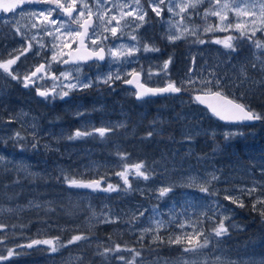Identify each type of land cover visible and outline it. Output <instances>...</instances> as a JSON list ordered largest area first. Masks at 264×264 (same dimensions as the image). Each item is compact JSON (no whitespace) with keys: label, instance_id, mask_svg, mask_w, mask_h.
Here are the masks:
<instances>
[{"label":"rangeland","instance_id":"obj_1","mask_svg":"<svg viewBox=\"0 0 264 264\" xmlns=\"http://www.w3.org/2000/svg\"><path fill=\"white\" fill-rule=\"evenodd\" d=\"M232 2L240 3L241 0H232ZM208 6L209 0H203L196 11L202 13ZM188 11L191 12L192 9ZM183 15L187 17L188 13H183ZM25 17L29 19H21L20 28L23 36L31 38L36 34L37 41H42L45 47L39 49L40 54L36 55L39 45L37 41H32V49L25 55H21L20 60L12 66L13 71L18 70L21 74L29 73L35 70V66L48 61L50 67L46 64L47 70L57 76L66 70L79 67L80 71H72V76L78 77L80 80L91 79L87 75V71L80 66H70L62 69L60 68L61 63L51 61V55L55 51L51 47L53 36L44 35L40 28H32L34 18L31 16ZM170 19L172 23H176L179 17H172V14L169 13V18L163 23L157 36L150 30L149 32L145 30L143 32L145 43L155 44L156 46L158 42H161L163 45H167L165 56L160 58L161 54L159 52H144L141 50L132 60L134 61L132 64H135L136 69L144 70L143 73L148 83H153L154 86L159 87L163 86L167 79H171L179 85L181 81L186 79V74H188L191 66L194 69L191 75L197 81L201 78L213 81L219 78L220 90L226 89L241 97V99H234L244 104H246L245 101L252 100L259 102V107L264 106V93L257 92L264 90V49L255 48L251 40L240 38V33L234 29L227 32L214 30L204 33L200 31L197 36L206 41H211L233 35L238 38L233 41L234 44L238 45L235 52H230L216 43H193L197 36L187 34L185 38L170 43L166 39ZM236 19L244 21L251 19V17L241 16L236 18L234 12H229L228 20L225 23L235 22ZM10 22L6 21L2 24L4 30L0 33V60L9 58L10 53L13 56L16 55L18 50L22 51L26 47L25 39L20 34L15 35L10 29ZM184 23L189 24L190 27L202 29L206 24H218L219 20L215 16H209L205 21L202 16L193 15L190 21L186 19ZM62 39L67 40L68 37L65 36ZM253 39L264 43V32L257 31ZM180 44L185 45L179 46L182 47V50H170ZM63 52L69 53V49L64 48ZM169 57L172 58V63L168 68L170 76L165 77L161 74L152 75L149 78L148 70L151 69L155 73ZM193 57L195 58L194 64H192ZM57 58L61 59L60 56ZM66 58L67 55H64L63 59ZM121 64L127 65L128 63H118L116 68ZM253 65H256V67H253ZM213 72L215 76L210 75ZM46 83L52 85L53 81L47 78ZM60 83H67V81L57 82L58 85ZM38 86L43 87V83L40 82ZM201 87L202 85L199 83L188 86L187 90H183L184 94L181 97L170 98L159 104L151 103L147 106L144 103H134L136 108L147 106L141 112V116L145 121L138 119L134 127L142 123L144 126L142 133L153 140L158 139V136L164 133L165 144L161 156L163 161H155L154 163L141 161L151 173L148 180L133 178L130 175L129 180L132 183L130 190L110 193L70 187L72 193L68 194L69 198L74 196L76 201L85 203L86 207L90 209L85 223L91 228L121 223V226L116 227L114 230L115 236L110 235L108 239L98 238L91 242L86 241L84 244H80V247H84L85 250L90 249L96 255L104 247H112L118 244L117 237L124 235L126 232H130L132 235L141 234L142 237L145 235L156 237L162 232L169 231L173 239L177 236L181 237V243H173L174 245L189 244L190 246L187 248L197 250L188 251L187 254L173 259L143 260L142 256H139L136 258V264H264V250H256L247 255L235 254L233 247L237 245L236 240L238 238L234 242H225L220 241L214 235H210L214 226L213 212L216 213V223L223 218L222 213L227 214L228 219L224 222L225 226H228V234L231 228L241 231L245 226L237 218V210L242 207L224 200L223 196L226 192L235 194L243 202V205L246 199H250L253 205L257 197L264 198V150H261L262 153L259 154V158L255 159V162L252 158L254 156L247 151L246 154L250 160L239 162L234 168L228 165L227 170L209 164L202 159V156L198 158L194 155L197 149L196 138L198 136H208L207 141L209 144H207V147L215 150L217 147L225 146L234 150L232 156H229V159H231L236 155V148H241L244 151L246 147H251L256 143V139L252 138L250 133H253L251 130L255 129L259 131L260 127L248 129L249 133L246 132V128L222 125L216 121L205 109L197 106L190 98V95L199 92ZM56 89L61 90L59 86ZM215 90L216 88L213 87V91ZM81 91L71 90L68 101L59 97L55 102L52 99L43 100L31 93L30 89L24 88L19 80H12L7 74H0V155L5 158L3 162H0V177L8 171H13L17 175H22V179L30 177L54 182L57 180V176L61 175L62 179L67 176L68 178L85 181L103 178L105 185L115 179L117 183L122 185L121 178L115 173L120 171L125 163L129 165L138 163L135 162L136 157L134 158L131 151L124 153L122 146L119 144L116 146L112 144L113 148L107 152L102 151L107 155H103V157H99L97 149L85 145L86 142L95 137L106 140L109 136L114 135L116 123L112 119L105 120L104 117H100L102 113L96 98L89 100L79 98L78 95ZM73 93H76L77 97H71ZM222 93L226 94L224 91ZM86 104L88 106L92 105L93 108L86 106ZM69 105L70 110H72L69 114L72 116L74 126L68 124L58 125L61 122L52 120L55 118L52 111L62 110L61 112L64 113V108ZM246 105L256 111L254 109L256 107L253 108L252 104ZM40 111L48 112L49 118L52 119L46 123L41 117ZM127 124L128 120L124 122L125 126ZM102 127L112 128L113 131H110L109 134L106 133L104 137L94 133L85 138L69 139L78 129L92 131ZM160 127L162 128L161 131L159 130ZM136 130L137 128L134 129V133ZM17 132L25 139H15V133ZM149 132L153 133L151 137L147 135ZM228 133H231V135L228 139H225V135ZM188 137H191V139H188ZM260 137L261 135H258L257 143H263V139ZM250 138L252 139L250 140ZM33 142L36 145L35 147L32 146ZM257 143L255 144L256 148ZM167 144H169V148L166 153ZM20 145H23V147L21 148ZM140 149L142 150V148ZM122 154H126V158L123 160L121 159ZM213 175L218 179L213 180ZM116 181L113 183H116ZM64 183L66 187H69L65 180ZM201 185L208 187L209 194L199 190ZM166 186H172V191L166 196L160 197L158 189ZM253 187L256 190L252 195H248L246 191H243ZM213 192L216 194L211 195ZM217 203L223 207H217ZM44 204L46 203L44 202ZM37 205L40 207L43 204L34 199H29L25 204L2 206L0 207V216L8 214L13 217L15 214L37 208ZM262 207L264 206L257 204V209ZM140 212H143V215H140ZM101 217H110L116 222L102 223L100 222ZM157 220L163 221L165 227L159 229L158 232L155 230L151 232L144 231L148 228L155 229ZM208 223L212 226L207 231L206 225ZM179 224H183L184 227H178ZM199 230L204 232V236L199 237L200 242H203L205 236L209 238V244L206 248H198L195 232ZM188 234L193 235L191 243L187 242ZM8 236L6 229L0 232V237L4 241L3 245H0V252L2 250L6 252L8 248L22 244L8 242ZM113 238L116 239L113 240ZM53 241L59 246L58 251L54 253L48 250L49 246L47 245H44L43 249V244L30 249L16 248L17 253L21 250H23V253L14 254L9 261H3L2 264H14L13 261H19L15 264H79L83 260V256L80 254L83 248L74 246L75 243L67 244V241L62 243L59 240ZM257 244L261 246V243ZM95 247H99V249ZM70 248H73L72 254L62 255L64 250L68 251ZM42 250L46 252L43 255L45 256L44 260L35 256V254L42 255ZM116 254L125 257L123 252H117ZM56 255L61 256L56 257ZM115 264H124V261L118 260Z\"/></svg>","mask_w":264,"mask_h":264},{"label":"snow or ice","instance_id":"obj_2","mask_svg":"<svg viewBox=\"0 0 264 264\" xmlns=\"http://www.w3.org/2000/svg\"><path fill=\"white\" fill-rule=\"evenodd\" d=\"M46 3L54 4V8L47 9H34L28 10L27 12H21L19 15H29L34 18L32 23V28H40L43 31L44 35L53 36V42L51 47L55 51L51 55V61L62 64L75 63L79 65L82 61H87L89 59H96L99 61H104L106 55L116 63H133L131 59L123 60V57H132L139 53L141 50L144 52H159L160 49L155 46V44H141L138 39V30L144 26L146 22V17L148 12L141 5V0H92V3H89V0H79L80 8L77 9L78 0H69L67 4L63 3L62 0H7V2H2L0 0V9L4 12H14L17 8H22L25 3ZM203 2V0H148L149 7L151 11L157 16L162 17V14L165 10L172 14V17H179V20L176 23H172L171 19L168 21V31L166 39L170 43H175L177 40L185 38V35L197 36V33L202 31L204 33L212 31H221L227 32L230 30H235L240 33V38H247L252 41L255 48L264 49V43L260 40L253 39L257 31L264 32V0H241L240 3L232 2V0H209V6L203 10L202 13L197 12L196 9ZM246 5V6H242ZM59 9L60 16L56 19H52L53 12ZM113 9H116L114 12ZM192 9L191 12L188 10ZM258 9V11H257ZM234 12L235 17L239 18L241 16L251 17L249 20L240 21L236 19L235 22L225 23L228 20V13ZM75 13V16L73 15ZM183 13H188L187 17ZM193 15H200L202 18L207 21L209 16H215L218 18L219 23L216 25L206 24L202 29L197 27H190L189 24L184 23V21L191 20ZM67 17L65 20L63 17ZM93 16L96 17V20H93ZM131 17L132 20L128 21L126 18ZM69 21L71 23H69ZM121 21H126L121 23ZM115 22V23H113ZM77 27H72V25ZM59 25V27H57ZM67 25V27H66ZM251 25V27H249ZM132 28L131 33H124L122 29ZM15 32L20 34L26 41V47L22 51L18 50V54L12 55L9 54V58L6 60H0V74H7L12 80H19L24 88H28L30 85L35 88V91L38 96L45 99L52 97L55 99L57 97L63 99L70 94L71 90H83L91 88L93 86V81L91 79L80 80L78 77L72 76V71L79 72L80 68L77 67L72 70H66L60 73L57 76L55 73H50L46 64L50 67V63L45 61L40 63L38 66H35V70L29 73L21 74L19 71H13L12 66L20 60L21 55H25L33 47L32 41H37V35L34 34L31 38L23 36V33L20 32V28H15ZM118 32L121 33L120 37H117ZM124 35H128L132 41H137L136 44L126 45L124 43H116L112 46H108L105 42L109 38H118L122 39ZM68 37L67 40H63V37ZM234 39H238L233 35H228L223 39L216 38L211 41H206L203 38L197 36V39L193 43L205 44V43H216L222 45L225 49H228L230 52H235L238 45L234 44ZM60 42V43H58ZM39 48L36 52V55L40 54L39 49L45 47L42 41H37ZM72 43H76L77 47L69 53H64L63 49H71ZM89 45L95 47H89ZM107 49V52H106ZM64 55H68V59H63ZM60 56L61 59L57 57ZM172 63V58L169 57L165 60L162 65H160L159 70L155 73L149 69L148 77L151 78L152 75H161L165 77L170 76L168 73V68ZM195 63V58H192V64ZM256 67V65H253ZM143 69L137 71L132 69L123 73L119 72L113 73L109 72L102 77H98L97 80L99 83L107 84L109 87H113L114 80H121L126 84H134L137 91L135 92V97L138 100H142L146 97L164 95V94H178L182 90H187L188 86H193L197 83L201 84L202 87L199 90V94L194 95L195 102H198L202 105H205L211 113L218 117L222 121L230 123H243L245 121H260L264 120V114L257 113L250 106L237 102L235 99L229 98L227 95H224L219 88L220 79L216 78L215 81L209 80L207 78H201L199 81L194 79L191 73L194 71L193 67H189L188 74H186V79L181 81L179 85L176 81L167 79L163 86L160 87H149L146 86V83L141 82V76L143 74ZM39 74V75H38ZM210 75L215 76V73H210ZM131 77V79H124V77ZM35 78V79H33ZM50 78L53 81V84L47 87L37 86L38 82ZM67 81V83L57 84L58 81ZM57 86L60 87V91L57 92ZM213 87L216 88L213 91ZM118 127H123L119 125ZM113 131L112 128H98L89 131L76 130L69 139H78L85 138L98 133L100 137H104L106 133ZM148 137L153 135L152 132H149ZM231 133L225 135V139H228ZM15 139L23 140L25 137L21 136L19 132L15 133ZM191 139V137H188ZM33 147L35 143L33 142ZM22 148L23 145H20ZM126 154L121 155V159H125ZM4 156L0 155V162L4 161ZM115 175L119 176L122 180V185H114L112 183L104 184V179H92V180H79L76 178H68L67 176L63 177L65 182L69 187L75 188H84L90 189L91 191H101L105 193L117 192V191H128L132 188V183L129 180L131 175L133 178H142L148 180L151 176V173L146 169L143 162H138L132 165L127 163L123 164L120 171H117ZM212 179H218L215 175L212 176ZM126 186V187H125ZM199 190L203 193L209 194L208 187L201 185ZM255 187L245 189L248 195H252L255 191ZM172 191V186L161 187L158 189L159 196H166L169 192ZM216 193H211L215 195ZM224 200L230 201L233 204H237L239 207H243V202L235 194H228L227 192L223 196ZM257 204L264 206V198L257 197L256 201L253 203V210H258L261 216H264V207L257 209ZM38 207V205H37ZM217 207L222 208V205L217 203ZM140 215H143V212H140ZM222 219L218 223L215 222L216 213L213 212L212 219L214 221V226L211 229L210 235L215 237H222L228 234V226H225V220L228 219L226 213L221 214ZM100 222L102 223H111L116 222L110 217H101ZM165 227L163 221L157 220L155 222V229L148 228L144 229L145 232H151L153 230L159 231V229ZM178 227L183 228V224H179ZM6 228L5 225L0 224V232H3ZM204 236L203 230L195 232V239L198 244V248H206L209 244L208 236H205L203 242L199 241V237ZM58 239V238H57ZM89 237L80 234L72 236L67 244H73L81 240H88ZM154 239H158L161 242L163 241L162 237L156 236ZM193 240V235H187V242L191 243ZM169 243L179 244L181 243V237L177 236L174 239H170ZM3 238L0 237V245H3ZM47 245L49 246L48 250L50 252L58 251V247L52 239H35L31 240L26 244H17L14 247L8 248L6 254L0 252V264L3 261L9 260L13 255H19L15 251L16 248H33L37 245ZM66 246V245H61ZM197 249H190L185 247L183 251H196ZM121 251H131L134 255L131 258L124 256H116V259L124 261V264H136V258L141 256V252L135 249H128L126 246L121 247L119 244H115L112 247H104L102 251L98 252L99 255L107 257L109 254L115 255L117 252Z\"/></svg>","mask_w":264,"mask_h":264},{"label":"trees","instance_id":"obj_3","mask_svg":"<svg viewBox=\"0 0 264 264\" xmlns=\"http://www.w3.org/2000/svg\"><path fill=\"white\" fill-rule=\"evenodd\" d=\"M178 50L182 49L178 47ZM221 90L231 97L241 99V97L232 94L226 89ZM257 92L264 93V90H259ZM245 103L252 104L253 108L256 107L254 108L256 111L264 114V106L259 107V102L251 100L245 101ZM258 127H260L259 131L255 129ZM247 128L255 129L251 130L253 133H250L248 130H246V132H249L252 135V138L256 139V143L258 141V135H261L260 138L263 139V143H257V148L255 147L256 143L251 147H246L244 151L241 148H236V155L229 159V156H232L234 150L228 149L225 146L217 147L214 150L211 147H207V139L205 138H208V136H198L196 138V153L199 156H202V159L209 164L218 166L220 169L224 170L228 169V165H231V167L234 168L237 163L250 160V158L247 157V151L254 156L252 158L254 159L253 162H255V159L259 158V154L261 155V150H264V120L260 125ZM159 130L161 131L162 128L160 127ZM111 137L109 136L108 138ZM252 138H250V140ZM89 142L93 143L90 144ZM158 143H160V141L156 142L155 139L147 138L142 132L138 131L134 138V146L130 149L131 152H133V156L136 157L137 161L135 160V162H141L143 160L148 163L163 161L161 156L163 154L164 144L158 146ZM85 145L97 149L99 157H103L104 153L102 151L107 152L111 149V146L105 142V140L97 137L90 139ZM140 148H142V150ZM168 148L169 144H167L166 153L168 152ZM21 177L22 175H17L13 171H8L5 175L3 174L2 177H0V207L25 204L29 199H34L43 205L27 212L15 214L13 217L8 214L0 216V224L6 226L5 229L9 234L8 242L26 244L35 239H52L59 240L62 243L68 241L74 235L84 234L88 236L89 239L78 241L74 245L80 247L79 245L84 244L86 241L91 242L98 238L108 239L110 235L115 236V228L121 226V223L100 225L99 227L94 228L87 225L85 219L87 222L90 209L86 207L85 203L76 201L74 196L69 198L68 194L72 193V190L70 187L65 186L61 175H58L57 180L54 182H49L43 179H32L30 177L22 179ZM114 181L116 180L112 179L110 183L114 185L119 184L117 181L116 183H113ZM44 202L46 204H44ZM237 218L242 222L243 226L245 225L244 227L242 226L243 229L237 231L231 228L229 234L219 238L217 237V239L225 242H234L236 238H238L236 240L237 245L233 247V250L236 252L235 254L247 255L256 250L263 251L264 216H261L258 210H253L250 199H246L244 206L237 210ZM210 226L212 225L209 223L206 225L207 231L210 229ZM171 235L172 234L169 231L160 233L159 237H162L164 242L154 239V235H145L142 237L141 234L132 235L130 232H126L124 235L117 238L118 244L121 245L122 248L126 246L128 249H135L141 252L143 260L155 258L173 259L187 254L188 252L183 251V249L190 245H174L173 243H169L168 241L173 239ZM115 239L116 238H113V240ZM257 243H261V246ZM43 247L44 245L42 248ZM80 248H83L82 251H80L83 260L79 264H115L118 261L116 256L119 255L116 253L115 255L109 254L105 257L98 253L94 255L90 249L85 250L84 247ZM95 248L99 249V247ZM100 251L102 250H99L98 252ZM1 252L6 254L7 251L5 252L2 250ZM121 252H123L127 258L134 255L131 251ZM18 253H23V250ZM72 253L73 248H70L68 251L64 250L62 255ZM28 254L30 255V253ZM44 254H46V252L45 250H42V255L35 254V256L44 260ZM21 256L24 259L23 255ZM58 256L61 255H56V257ZM13 262L14 264L19 263V261Z\"/></svg>","mask_w":264,"mask_h":264},{"label":"flooded vegetation","instance_id":"obj_4","mask_svg":"<svg viewBox=\"0 0 264 264\" xmlns=\"http://www.w3.org/2000/svg\"><path fill=\"white\" fill-rule=\"evenodd\" d=\"M2 2H7V0H2ZM62 2L67 4L69 2V0H62ZM89 3H92V0H89ZM141 5L148 12V16L146 17V22L144 23V26L138 30V39H139L141 44H144L146 42L144 39V35H143L144 30L146 32H149V30H150V31H152V33L155 36H157L159 34V32L161 31L163 23L169 18V14H168L167 9L165 8V10L162 14L163 18L157 17L151 11L149 4H148V0H141ZM50 7L55 9L54 4L35 3L34 2V3H25L22 6V8H17L14 12H4L3 10H0V33L2 30H4L2 27L3 22L11 21L10 22V29L16 35L17 33L15 32V28L21 27V23H22L21 19H26V20L29 19V18L25 17V16H29V15H23V16L19 15L21 12H27L28 10H34V9H47ZM79 8H80V4H79V0H78L77 9L79 10ZM113 11L115 12L116 9H113ZM73 15L75 16V13ZM58 16H60V10L56 9L53 12L52 19H56ZM63 19L67 20L68 18L65 16V17H63ZM126 19L128 21L132 20L131 17H128ZM93 20L94 21L96 20L95 16H93ZM125 22L126 21H121L122 24ZM69 23H71V22L69 21ZM113 23H115V22H113ZM57 27H59V25H57ZM66 27H67V25H66ZM72 27H77V26L73 24ZM122 31L124 33H131L133 31V29L132 28H124V29H122ZM20 32H21V28H20ZM120 35H121V33L118 32L117 37L119 38ZM118 38H111L110 37L109 40L106 41L105 43L108 46H112L116 43H124L126 45H132V44L137 43V41H132L128 35H124L122 39H118ZM76 47H77V44L72 43V47H71V49H69V52L74 50ZM89 47L91 48V47H95V46L89 45ZM156 47H158L160 49V51H162L163 49L166 48V45H163V43L158 42ZM106 52H107V49H106ZM134 57H135V55L132 57H126L125 56V57H123V60H125V59L134 60ZM113 65H114V67H113ZM117 65H118V63L114 62L107 55L105 57L104 63H102L101 61H96V62H89V63L82 64L80 67L84 68L87 71V75L93 81V86L91 88H87V89L82 90L80 92V94L78 95V97L79 98L81 97L82 99L94 97L98 100V106L100 108V112L102 113V117H104L105 120L112 119V121L114 123H116V125L114 127V133H115L114 142H115V144L121 145L124 153H126L127 151H131L130 147L134 146V143H133V141H134L133 135L135 136L134 129L138 128L140 131H142L141 128H144L142 123L134 127V124H136V121L138 119L141 121H143V120L145 121V119L141 116V112L144 109H146L147 106L151 103H156V104L157 103H163V102L169 100L170 98L173 97V99H174L175 97L170 96V97H166V98H155V99H151V100L148 99V100H145L143 102H139V103H144L147 106H142L140 108L134 107V103L136 102V97H135L136 91L133 88H131L128 84L124 83L123 79L114 80L113 87H109L107 84L99 83L97 80L98 77H102L109 72H113V73L119 72L123 75V73L126 71L136 69L135 64H132V63H128L127 65L121 64L119 67L116 68ZM136 70L140 71L139 69H136ZM142 76H143L142 82L147 84L146 78H144L143 74H142ZM130 78L131 77H127V76L124 77V79H130ZM46 80H47V78L39 81L37 86L39 85L40 82L43 83V87L50 86L49 83H46ZM94 86H96V87H94ZM30 90H31V93L37 95L35 88L33 86ZM56 91L59 92V89H56ZM71 97H73V98L77 97L76 93H73L71 95ZM57 98L52 99V97H49L47 99H52L55 102ZM64 100L68 101L69 96L64 97ZM52 108H53V106H52ZM70 108H71L70 105L66 106L64 108V113L61 112L62 110L58 111V113L61 114L64 118H66V115H67L66 113L70 112ZM135 108H136V110H135ZM56 111L57 110L52 111V112L54 113ZM44 115H45V112H43V116ZM43 116L41 115L42 118H43ZM137 116H138V118H137ZM127 120H128V124L125 126L124 122ZM146 120H147V118H146ZM119 125H123V127H118ZM241 128H244V127H241ZM107 134H109V132ZM155 141L156 142L160 141V143L157 144L158 146L165 144L164 133H161L158 136V139H156ZM166 147H167V145H166Z\"/></svg>","mask_w":264,"mask_h":264},{"label":"bare ground","instance_id":"obj_5","mask_svg":"<svg viewBox=\"0 0 264 264\" xmlns=\"http://www.w3.org/2000/svg\"><path fill=\"white\" fill-rule=\"evenodd\" d=\"M180 49L182 48V47H179ZM171 50V49H170ZM177 51H180V50H178V48H177ZM163 56H160V58H162ZM92 98H94V97H92ZM85 99H87V100H89V99H91V98H85ZM86 106H88L87 104H86ZM88 107H90V108H93L92 107V105H90V106H88ZM58 111H61V110H57L56 112H54V113H52V114H54L55 115V118L54 119H56V120H54V119H52V118H49V114H48V112H45V115L43 116V119L45 120V122L46 123H48L51 119L53 120V121H58V122H61V123H59L58 125H60V124H65V125H70V126H74V124H72V119H71V115L69 114L70 112H72V110H70V112H67L66 114V118H64L61 114H59L58 113ZM40 114H42L43 115V112H41L40 111ZM100 117H102V115L100 116ZM111 120V119H110ZM142 129V131L144 130V128H141ZM138 131L139 132H142V131H140L138 128H137V130L135 131V135L138 133ZM114 133V132H113ZM135 137V136H134ZM114 139H115V133H114V135H112V137L111 138H108V139H106L105 140V142H107L110 146H111V149L113 148V145L112 144H115V142H114ZM205 139H207V138H205ZM93 142H90V144H92ZM133 143H134V141H133ZM206 144H209V142L207 141V143ZM115 146H116V144H115ZM92 148V147H91ZM131 148H133V147H131ZM95 149V148H94ZM194 155L196 156V157H198L199 158V155L195 152L194 153ZM104 156H107L105 153H104Z\"/></svg>","mask_w":264,"mask_h":264},{"label":"water","instance_id":"obj_6","mask_svg":"<svg viewBox=\"0 0 264 264\" xmlns=\"http://www.w3.org/2000/svg\"><path fill=\"white\" fill-rule=\"evenodd\" d=\"M2 10V9H1ZM69 58V57H68ZM94 60H96V59H89V60H87V61H82L80 64H84V63H88V62H92V61H94ZM69 65H75V63H69V64H62V67H66V66H69ZM130 85V84H129ZM132 88H134V89H136L135 88V86H134V84H131L130 85ZM30 87H32L31 85L28 87V88H30ZM136 91H137V89H136ZM182 93V91L180 92V93H178V94H176V95H179V94H181ZM196 94H199V93H195V94H193V96H192V98H193V100H194V95H196ZM168 95H175V94H164V95H157V96H151V97H146V98H144V99H147V98H156V97H163V96H168ZM40 97V96H39ZM40 98H43V97H40ZM144 99H142V100H144ZM138 100V99H137ZM142 100H138V101H142ZM195 101V100H194ZM197 104H199L200 106H202V107H204L211 115H213L212 113H211V111L205 106V105H202V104H200V103H198V102H196ZM214 116V115H213ZM217 120H219L221 123H223V124H231V125H252V124H255V123H259L260 121H245V122H243V123H230V122H226V121H222V120H220L218 117H216V116H214Z\"/></svg>","mask_w":264,"mask_h":264}]
</instances>
